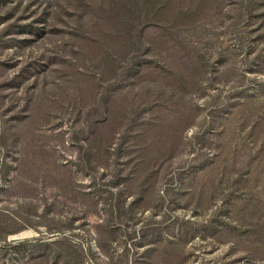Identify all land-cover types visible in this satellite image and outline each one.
<instances>
[{
    "label": "rangeland",
    "instance_id": "obj_1",
    "mask_svg": "<svg viewBox=\"0 0 264 264\" xmlns=\"http://www.w3.org/2000/svg\"><path fill=\"white\" fill-rule=\"evenodd\" d=\"M0 264H264V0H0Z\"/></svg>",
    "mask_w": 264,
    "mask_h": 264
}]
</instances>
